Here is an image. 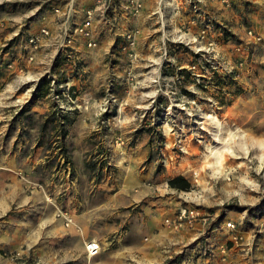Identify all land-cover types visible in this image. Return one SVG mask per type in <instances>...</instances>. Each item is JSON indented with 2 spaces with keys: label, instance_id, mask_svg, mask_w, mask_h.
Instances as JSON below:
<instances>
[{
  "label": "rangeland",
  "instance_id": "1",
  "mask_svg": "<svg viewBox=\"0 0 264 264\" xmlns=\"http://www.w3.org/2000/svg\"><path fill=\"white\" fill-rule=\"evenodd\" d=\"M58 1L67 0H0V110L12 116L0 120L11 130L2 146L40 182L63 222L50 248L48 225L32 238L44 211L22 216L32 239L20 264H142L116 253L131 237L125 232L139 228L148 243L139 223L146 217L189 229L165 223L184 208L210 216L196 224L206 232L147 264H264V0H138L137 8L108 0L94 21V44L76 37L72 46L56 44L50 65L35 54L28 61V40ZM93 1L74 0L77 8ZM10 47L24 52L21 64L5 54ZM176 177L189 188L170 187ZM165 201L178 208L172 217L151 210ZM86 209L85 240L106 237L95 256L83 250L80 232L65 233L80 230L76 215ZM225 220L235 230L224 229ZM119 232L126 236L115 240ZM15 255L0 249V257Z\"/></svg>",
  "mask_w": 264,
  "mask_h": 264
},
{
  "label": "crops",
  "instance_id": "2",
  "mask_svg": "<svg viewBox=\"0 0 264 264\" xmlns=\"http://www.w3.org/2000/svg\"><path fill=\"white\" fill-rule=\"evenodd\" d=\"M58 20L59 18L57 19L56 16L52 15L51 12L48 11L46 16H43L41 18V21H39L37 31L39 30V28L46 26L49 28L51 34H50V38L43 40L41 44V48L35 53V56L37 57L36 62L38 61L44 62L50 65L51 64L50 61L54 59V53H55L54 49L58 41L57 39V33L59 31V25L57 22ZM5 45L6 44H2V43L0 44V52L4 50ZM22 49L24 50V48ZM8 52L13 56V60L15 62H19L20 64L23 62L22 60L24 59L23 51H22L23 53L21 54L20 50H17L16 47H12V48L10 47L7 50L5 49V54H7ZM35 65L36 64L31 66L32 70L44 71V67L42 66V64H40V66H35ZM4 76H5L4 73L2 74L0 72L1 82L4 81ZM10 86L11 85L6 87V89L3 90V93L6 94L8 91H11ZM11 96L12 95L10 92L8 96L6 95V97H11ZM11 118H12L11 114L2 112L0 110V120L3 119L8 120ZM9 131L11 130L0 126V148L3 149V151H0V216L2 215L7 216V218L4 220L7 225L6 229H4V231H2L1 233L4 242H1L2 240L0 239L1 240L0 249H5L6 251H14L16 255L13 256L12 259H6L0 257V264H20L22 259L24 261L23 255L25 254V252L22 251V247L24 244H27V242L24 241L27 238L29 239L31 238V236H28L27 238L24 236V231L22 228L23 222L21 217L26 215L27 213H33V214L35 212L43 213L42 210L44 211V215L40 217L37 227H35V229L32 230L34 234L32 238H33V244L37 239L40 240L42 237L41 231L43 230V228L44 229L46 228V225H48L49 233L53 235V237L49 240L50 248L51 246L55 245L52 244L53 242L51 241L55 240V237H57V227L58 224L62 222V219L57 218L58 211L57 209H55L56 207L55 208L52 207V206H56L55 201L53 202L51 198H47L48 201L47 204L46 202H44V199H42L41 190L38 188L40 187V182L36 179H33L32 177H29L28 175L26 176L25 175L26 169L21 165V163H18L13 157H10V154L8 152L4 151L2 143L4 140V135H8ZM19 172H23L26 177L23 176L19 177L18 174ZM143 195H147L146 192H144ZM35 196L40 197V200L37 199ZM165 202L167 203L168 207H165V205H163L162 207L158 206L157 208H153V209L151 208V210H156L157 212H159V210L161 209L167 210L168 211L167 215L172 217L178 208H176V206H172L171 203L168 204L169 203L168 201ZM47 207L49 211L46 213ZM93 211H98V210L93 209ZM68 213L72 215L71 211ZM91 215L92 214L90 212V209L84 210V212L82 213V215H80V217L79 215H76L77 220L80 222V230L78 231L75 230V228L70 227V228H65L66 230L65 233L68 235H72L80 232V235L84 240L83 242L84 245L87 242L93 241L96 242L99 245L100 250H102L104 249V246L102 244L103 241H101L100 238L103 239L106 237L104 236L100 238L93 237L85 240V236L87 234L86 232L87 227L85 226V224H83V222L89 220V217ZM142 220L139 223H143L144 225L142 226H145L144 237L148 238L149 236L146 235H151V237L148 238L150 241L148 243L142 244V242L139 241L140 236H138V234H135L137 233L136 231H139V228L137 229L132 228V231L125 232L131 236L128 239L129 241L121 243L120 247L118 248V252H116L118 254H132L136 256V258H138L136 261L138 262L140 261L142 264H147L154 261V257H156V259L164 258L165 260V258L168 257L170 253H174L178 251L180 252L181 249L184 250L186 247H189L188 245L192 244L193 241H195V239L200 238V235L206 232V229H204L201 225H195L194 227H191L189 229L185 227L186 229L182 228L174 231V230H169L167 227L163 226V224L159 220L152 221V219L149 217L148 218L146 217ZM215 228H211L210 231H213ZM131 233L135 234V236L132 235ZM113 234L115 240L122 239L124 235L126 236V234L123 233L124 235H122L120 232L118 233L119 235L116 233ZM217 240L220 239L217 238ZM39 246H41V244ZM83 250L86 252L85 247ZM19 254H20V258H19ZM229 260L232 262V263L230 262V264L244 263L243 260L242 262L238 261L237 259H229Z\"/></svg>",
  "mask_w": 264,
  "mask_h": 264
},
{
  "label": "built area",
  "instance_id": "3",
  "mask_svg": "<svg viewBox=\"0 0 264 264\" xmlns=\"http://www.w3.org/2000/svg\"><path fill=\"white\" fill-rule=\"evenodd\" d=\"M108 0H95L92 4L85 7H76L77 4L74 0H67L65 2H55L51 3L49 6L52 15L56 16L59 20V31L57 33V44L59 47H67L76 39V37L83 38L87 41L90 46L93 38V28L94 21L96 17H102L109 7L107 3ZM130 5L134 8L140 6L138 0H130ZM50 30L48 27L43 26L39 28L35 35H32L28 44L30 46V51L28 53V61H32L34 54L43 42L44 39L50 38ZM74 44V43H73ZM66 215V214H65ZM66 225L72 222V218L69 216H64ZM210 220V216L204 213H199L198 210L193 208L180 209L179 213L176 215L175 220L172 222L170 220H165V223H173L174 227L180 226L182 223L188 227H194L196 224L206 225ZM224 229L227 231L235 230V223L231 220H225L223 223ZM234 239L236 237L232 236ZM85 250L89 256H95L99 253L100 248L96 242L90 241L85 243Z\"/></svg>",
  "mask_w": 264,
  "mask_h": 264
},
{
  "label": "trees",
  "instance_id": "4",
  "mask_svg": "<svg viewBox=\"0 0 264 264\" xmlns=\"http://www.w3.org/2000/svg\"><path fill=\"white\" fill-rule=\"evenodd\" d=\"M168 184L170 187L180 190H187L189 188V183L182 177L170 179Z\"/></svg>",
  "mask_w": 264,
  "mask_h": 264
},
{
  "label": "bare ground",
  "instance_id": "5",
  "mask_svg": "<svg viewBox=\"0 0 264 264\" xmlns=\"http://www.w3.org/2000/svg\"><path fill=\"white\" fill-rule=\"evenodd\" d=\"M212 156L214 157V163L212 164H217L218 162L222 161L221 155L218 152H214Z\"/></svg>",
  "mask_w": 264,
  "mask_h": 264
}]
</instances>
